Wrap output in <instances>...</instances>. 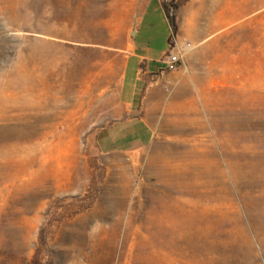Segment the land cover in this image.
<instances>
[{"label":"rangeland","instance_id":"rangeland-1","mask_svg":"<svg viewBox=\"0 0 264 264\" xmlns=\"http://www.w3.org/2000/svg\"><path fill=\"white\" fill-rule=\"evenodd\" d=\"M107 1L0 0V264H264V0L185 42L145 141L104 134L131 35ZM137 29L171 48L155 2Z\"/></svg>","mask_w":264,"mask_h":264},{"label":"crops","instance_id":"crops-1","mask_svg":"<svg viewBox=\"0 0 264 264\" xmlns=\"http://www.w3.org/2000/svg\"><path fill=\"white\" fill-rule=\"evenodd\" d=\"M162 1L168 2L169 0L107 1L108 9L112 12V18H117L120 22L119 26L129 29L131 33L128 40L117 48L122 52L120 104L118 105L120 110L116 111V118L109 129L104 131L105 135L112 133L115 139H124L129 134H132L133 138L143 141L151 137L153 128L150 126L152 122V111L150 108H160L162 106L160 94L162 93L163 83L174 77V72L165 69L164 54L166 52L162 56L152 58L142 52L133 40V35L138 31V23L145 20L147 5L155 2L162 9ZM175 1H179L176 9L177 29L175 35L170 38L173 41L170 44V49L177 48L181 50L182 56L187 53L183 62L192 69L195 66L192 61L195 50L187 49L190 44L185 42L189 41L195 45L208 37V28L210 26L227 27L232 24L234 19V0L214 1V9L223 14V17L216 21L215 24H210L208 20L210 0ZM236 1L241 4L237 12L243 14L248 13L253 9V6L263 0ZM162 12L168 22L163 9ZM199 14H201V17H199Z\"/></svg>","mask_w":264,"mask_h":264},{"label":"trees","instance_id":"trees-1","mask_svg":"<svg viewBox=\"0 0 264 264\" xmlns=\"http://www.w3.org/2000/svg\"><path fill=\"white\" fill-rule=\"evenodd\" d=\"M178 7V4L173 2V0H171V2L168 4L165 1H162V9L166 15V18L168 20V23L170 25V29H171V35H175L176 33V9ZM172 40H170V44H172Z\"/></svg>","mask_w":264,"mask_h":264},{"label":"built area","instance_id":"built-area-1","mask_svg":"<svg viewBox=\"0 0 264 264\" xmlns=\"http://www.w3.org/2000/svg\"><path fill=\"white\" fill-rule=\"evenodd\" d=\"M182 57L181 50L177 48L170 49L164 54L165 69L167 71L176 70L182 61Z\"/></svg>","mask_w":264,"mask_h":264},{"label":"bare ground","instance_id":"bare-ground-1","mask_svg":"<svg viewBox=\"0 0 264 264\" xmlns=\"http://www.w3.org/2000/svg\"><path fill=\"white\" fill-rule=\"evenodd\" d=\"M168 209V208H167ZM154 219V218H153ZM155 220V219H154ZM154 222V221H153ZM151 224V223H150ZM172 225V224H171ZM154 238V237H153Z\"/></svg>","mask_w":264,"mask_h":264}]
</instances>
